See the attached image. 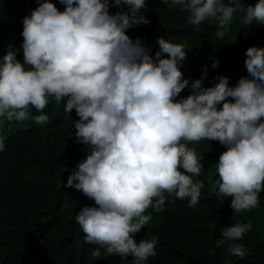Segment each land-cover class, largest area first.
I'll list each match as a JSON object with an SVG mask.
<instances>
[{"label":"clouds","instance_id":"9594fccd","mask_svg":"<svg viewBox=\"0 0 264 264\" xmlns=\"http://www.w3.org/2000/svg\"><path fill=\"white\" fill-rule=\"evenodd\" d=\"M61 3L63 10L55 0H40L23 17L22 60L12 44L0 57V152L8 122L43 125L53 101L67 113L75 109L74 135L88 154L66 183L95 201L75 216L84 241L96 245L93 261L116 254L122 264H129L130 255L131 264H149L157 255L158 236L137 240L136 233L152 220L146 210L164 211L169 197L187 199L189 207L200 203L205 185L196 177L205 164L195 142L212 139L226 146L212 182L218 198L231 197L234 214L257 207L264 190V46L247 48L248 75L235 85L219 75L205 86L206 67L200 78L185 77L186 42L161 35L153 55L142 38L129 35V28L150 23L147 0ZM113 4L120 10L110 12ZM172 4L189 13L187 22L197 30L205 21L215 23L221 39L234 21L238 30L264 24V0ZM219 64L214 59L212 67ZM186 86L193 91L180 96ZM252 227L251 219L221 226L216 247L245 257L237 241Z\"/></svg>","mask_w":264,"mask_h":264},{"label":"trees","instance_id":"16d2710c","mask_svg":"<svg viewBox=\"0 0 264 264\" xmlns=\"http://www.w3.org/2000/svg\"><path fill=\"white\" fill-rule=\"evenodd\" d=\"M255 2L245 0L247 4ZM39 3L0 0V57L12 44L18 58L23 59V17ZM55 3L61 10L65 7L61 0ZM147 4L144 11L150 23L129 28V35L142 38L153 55L161 35L174 42H186L190 49L181 67L190 81L204 75L206 67L205 86L216 83L219 75H227L229 84L235 85L241 76L248 75L247 48L264 46V24L256 22L238 30L234 21L232 31L221 39L213 22H203L200 30L188 24L189 13L173 5L172 0H147ZM118 10L115 4L109 9L113 13ZM217 58L220 64L213 68ZM192 91L186 86L180 96L186 97ZM45 111L50 119L43 125L29 120L23 123L31 126L23 128L20 122L11 121L3 130L6 149L0 152V264H122L116 254L94 262L90 253L96 245L84 241L85 234L75 219L84 205L95 204L94 199L66 183L88 154L87 146L77 142L74 135L73 123L79 116L75 109L67 113L64 104L55 101ZM192 146L204 153L205 167L196 177L205 185L200 203L189 207L187 199L169 197L164 211L156 212L151 207L146 210L152 213V220L136 233V239L158 236L157 255L149 258V264H264V190L257 207L234 214L231 197L218 198L212 186L218 175L215 163L226 146L212 139ZM249 219L252 229L237 241L243 243L245 257L216 247L221 226ZM131 259L130 255L129 264Z\"/></svg>","mask_w":264,"mask_h":264}]
</instances>
